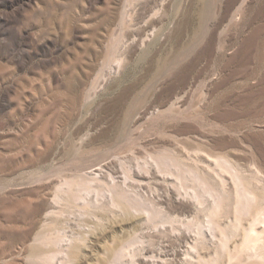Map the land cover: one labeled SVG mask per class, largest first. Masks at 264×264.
I'll use <instances>...</instances> for the list:
<instances>
[{"label": "rangeland", "instance_id": "1", "mask_svg": "<svg viewBox=\"0 0 264 264\" xmlns=\"http://www.w3.org/2000/svg\"><path fill=\"white\" fill-rule=\"evenodd\" d=\"M68 242L53 264H264V0H0V264Z\"/></svg>", "mask_w": 264, "mask_h": 264}, {"label": "bare ground", "instance_id": "2", "mask_svg": "<svg viewBox=\"0 0 264 264\" xmlns=\"http://www.w3.org/2000/svg\"><path fill=\"white\" fill-rule=\"evenodd\" d=\"M158 16V15H157ZM154 17V16H153ZM164 158V157H163ZM161 160V158H159ZM165 159V158H164ZM168 159V157H167ZM163 160V159H162ZM167 161L169 162V160H166V163ZM180 161V160H179ZM216 161V160H215ZM162 162V161H161ZM226 162V161H223V163ZM171 163V162H170ZM176 163V162H175ZM178 164V163H176ZM171 165V164H170ZM165 166V165H164ZM174 166V165H173ZM178 166V165H176ZM162 167H163V163H162ZM216 168V166H215ZM163 169V168H162ZM173 169V168H172ZM219 169L222 171L224 169L228 170L229 172L232 173L233 175V178H234V181H235V188H236V191L239 192V194L246 198L247 200H249L250 202H253V201H256L257 199L261 198V194L257 191H255L250 185H248V183H245V181L243 180V177L241 176V174L239 173V171L233 167L232 165H230L229 163H225V165L223 164H219ZM96 170L99 171L100 173V169L97 168ZM174 170V169H173ZM177 170V169H176ZM175 170V171H176ZM161 171V170H160ZM165 171V170H164ZM199 171V169H198ZM201 171V170H200ZM196 172V176H197V180H199L201 183H203L206 187H207V192L212 196V199H213V202L215 204H217L218 206L221 207V205L224 203V201L226 200L225 196H227L226 194L225 196L223 195H216V193H214V190L212 189L211 185L209 184V180H208V177L205 173L203 172ZM206 171V170H205ZM187 173V172H186ZM219 173V172H218ZM221 173V172H220ZM219 173V174H220ZM213 176H214V173H212ZM222 174V173H221ZM224 174V173H223ZM230 175V174H229ZM244 175V173L242 174ZM95 176H98V173L95 174ZM94 178V177H93ZM246 178V177H244ZM218 179V178H217ZM96 180L94 179V182ZM220 181V180H219ZM249 181V180H247ZM97 182V181H96ZM193 183V182H192ZM214 186V185H213ZM85 188V187H84ZM108 188V187H107ZM226 188V187H225ZM216 190V189H215ZM222 190V189H221ZM110 192H111V195L113 197V194L116 192L114 187L112 186L110 188ZM221 192V191H220ZM224 192H228V191H225ZM222 193V192H221ZM189 197L195 201L196 203L200 204L203 202V194H200L197 190H193L189 193ZM81 196V195H80ZM238 197V196H237ZM240 198V197H239ZM83 200V198H82ZM115 200V198H114ZM191 200V201H192ZM85 202V200H84ZM228 202V201H227ZM226 202V203H227ZM84 204V203H83ZM116 204V202H115ZM250 206V205H249ZM253 207V206H252ZM248 208V207H246ZM247 212V211H246ZM245 212V213H246ZM154 212L152 209H148L146 211V215L147 216H153ZM238 218V217H237ZM248 245H249V248L252 249V248H255L256 244H255V241L257 240V233H252L250 235V237H248ZM41 243H49L48 240H42ZM73 244L72 243H69L68 242V245H67V248L65 249H58V250H53L52 252L50 253H45L44 251L42 250H37V254H36V260L34 261L33 264H53V261L56 257L57 254H61L62 255V258L65 259L66 261H68L69 263H72L73 262V251L71 250V246ZM62 262V260H61ZM60 262V264H61Z\"/></svg>", "mask_w": 264, "mask_h": 264}]
</instances>
